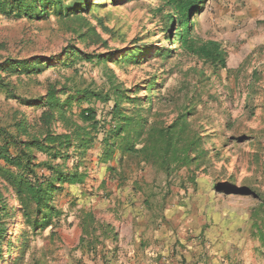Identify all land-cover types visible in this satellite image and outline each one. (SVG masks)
<instances>
[{
  "label": "rangeland",
  "instance_id": "374dc122",
  "mask_svg": "<svg viewBox=\"0 0 264 264\" xmlns=\"http://www.w3.org/2000/svg\"><path fill=\"white\" fill-rule=\"evenodd\" d=\"M60 3L45 1L47 12L32 19L0 12V62L39 60L37 70L6 77L16 97L0 89V126L25 118L40 128L53 87L65 90L61 101L71 96L73 113L94 107L107 128L113 101L75 93L116 86L150 98L164 120L188 112L206 152L170 175L116 154L111 172L97 160L99 133L85 159V182L54 192L60 213L50 224L28 225L24 207L5 194L0 264H264V0H203L189 15L190 36L218 42L226 68L171 41L165 0ZM122 107L133 108L125 100ZM80 208L113 225L116 239L78 247Z\"/></svg>",
  "mask_w": 264,
  "mask_h": 264
},
{
  "label": "trees",
  "instance_id": "16d2710c",
  "mask_svg": "<svg viewBox=\"0 0 264 264\" xmlns=\"http://www.w3.org/2000/svg\"><path fill=\"white\" fill-rule=\"evenodd\" d=\"M45 1L48 0H0V12L16 17L38 18L47 12ZM51 2L52 5L61 4V0ZM165 2L172 11L164 16L165 30L171 34V41L176 40L184 49L199 58L226 68L227 54L218 42L202 41L190 36L195 20L190 23L189 15L200 7L199 2L202 3L203 0ZM176 22L175 32H171ZM89 29L94 31L93 27ZM85 35L79 34L80 39H84ZM75 51L77 50H70L72 55H75ZM100 56L97 54L94 58L99 59ZM38 61L35 59L33 66H28L25 60L10 57L0 62V89L6 95L16 97L12 84L6 77L37 70ZM154 80L155 78L148 84L146 91L152 89ZM64 91L53 87L47 90L44 97L46 108L39 116L40 128H31L25 118L15 119L7 127L0 126V215L7 211L8 199L5 194L10 192L13 199L26 210L28 225L36 227L41 222L43 226L50 224L51 217L60 213L52 202L54 192L65 184L82 185L85 182L89 176L85 159L99 133L101 150L97 160L108 163L106 168L111 172L116 168L109 162L116 154L119 155V161L126 155L133 156L138 162L149 164L170 175L182 168L190 169L206 152L201 146V136L191 127L186 111L178 112L167 121L159 111H153L150 98L130 96L125 89L116 86L112 87L115 95L113 98L112 91L105 94L89 89L76 92L77 97L83 96L85 99L93 98L104 103L113 101L107 112L109 124L105 128V119L98 118L97 110L92 106L73 113L71 96L63 101L57 96ZM123 100L132 104L133 108H123ZM55 123H58L59 129ZM29 209L34 210V217ZM78 219L81 228L78 247L85 246L94 250L99 242L115 240L117 237L113 225L98 219L91 210L80 208ZM255 227L260 232L257 224ZM4 230V224H0V240Z\"/></svg>",
  "mask_w": 264,
  "mask_h": 264
}]
</instances>
